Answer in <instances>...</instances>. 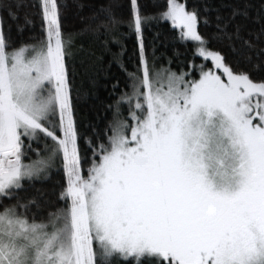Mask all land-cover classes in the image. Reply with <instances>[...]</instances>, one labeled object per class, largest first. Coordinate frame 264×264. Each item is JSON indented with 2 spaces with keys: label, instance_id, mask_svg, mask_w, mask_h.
I'll list each match as a JSON object with an SVG mask.
<instances>
[{
  "label": "snow or ice",
  "instance_id": "6c2138e0",
  "mask_svg": "<svg viewBox=\"0 0 264 264\" xmlns=\"http://www.w3.org/2000/svg\"><path fill=\"white\" fill-rule=\"evenodd\" d=\"M129 3L127 18L101 3L68 31L66 0H0V264H264V0H166L148 14ZM160 20L193 59L149 52L143 30ZM120 26L136 60L118 61L113 119L85 136L74 49L91 56L84 34ZM54 170L57 187L28 191Z\"/></svg>",
  "mask_w": 264,
  "mask_h": 264
},
{
  "label": "trees",
  "instance_id": "16d2710c",
  "mask_svg": "<svg viewBox=\"0 0 264 264\" xmlns=\"http://www.w3.org/2000/svg\"><path fill=\"white\" fill-rule=\"evenodd\" d=\"M35 3L36 0H30ZM233 0H187L188 6H203L204 4H211L214 7H219L221 4L231 3ZM256 2V0H254ZM68 5L66 9L65 27L68 31L78 30L85 25L90 24L92 13L96 10V6L101 3H111L114 6V11L118 15H123L125 18L129 15L130 3L129 0H66ZM143 11L148 13H155L161 10L162 6L166 4V0H138ZM222 13H226L228 9L221 8ZM31 13L33 24L30 26L33 33L39 31L40 17L37 14V9L29 8L22 10ZM202 11V15H204ZM210 17H215L216 12L207 13ZM214 23V22H213ZM15 32V28H13ZM200 31L205 36H211L215 31L214 26L204 25L201 23ZM127 33V35H124ZM25 32V35H28ZM112 36H116L115 40ZM177 30H175L170 22L160 20L153 21L150 26L143 30V39L148 47L149 52L155 47V52L160 57V62H165L167 57H172L174 51L180 53L179 57H174V61H187L193 59V51L195 45L192 42H182L175 39ZM107 41V43H105ZM239 48V42H235ZM80 41L74 49L77 75L74 82V96H79L78 102V118L81 131L85 136L92 134V127L98 126L103 128L105 124L113 119V110L109 108L113 100L116 99L112 93H118L123 88L125 82V73L121 70L118 61H122L131 70L133 61L137 56V38L134 32L129 33L127 26H120L109 35H102L99 39H91L88 33L83 36V44L86 50H90L93 55L88 56L86 52L79 50ZM211 47L222 50L229 60H235L238 53L233 52L229 46L227 39L222 41L212 40ZM123 48V51L121 49ZM163 54V55H161ZM84 61V66L81 65ZM197 64L202 62V58L195 57ZM186 67V65H183ZM173 67H177V63H173ZM87 68V70H85ZM119 81L120 88L113 89V85ZM78 90V91H77ZM126 115V113H125ZM83 146V142H82ZM63 179L61 175L56 181L51 182L49 179L44 181H35L32 188L28 191L32 192L34 189H51L57 187L58 183ZM42 184V185H41ZM131 264V261L128 262Z\"/></svg>",
  "mask_w": 264,
  "mask_h": 264
},
{
  "label": "rangeland",
  "instance_id": "374dc122",
  "mask_svg": "<svg viewBox=\"0 0 264 264\" xmlns=\"http://www.w3.org/2000/svg\"><path fill=\"white\" fill-rule=\"evenodd\" d=\"M62 175V172H56L55 170L53 171V174L51 175L50 178H48L51 182L56 181L60 176ZM42 185V184H41Z\"/></svg>",
  "mask_w": 264,
  "mask_h": 264
}]
</instances>
